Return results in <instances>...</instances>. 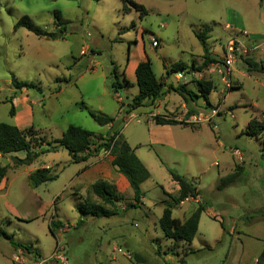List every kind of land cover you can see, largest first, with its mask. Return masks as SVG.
<instances>
[{"label": "rangeland", "instance_id": "1", "mask_svg": "<svg viewBox=\"0 0 264 264\" xmlns=\"http://www.w3.org/2000/svg\"><path fill=\"white\" fill-rule=\"evenodd\" d=\"M134 1L146 8V15L122 12L120 0H0V122L33 126V147L52 143L69 125L96 134L117 131L150 172L140 184L143 197L137 207L94 217L80 214L76 206L85 197L98 201L90 190L98 179L113 180L119 207L132 201L133 191L111 165L108 148L99 150L96 173L82 172L92 159L73 163L61 147L29 165L14 164L13 156L23 153L0 155V229L12 240L0 234V264H34L52 251L67 261L49 259L45 264L256 263L264 246V131L257 137L242 131L252 118L264 123V73L248 72L244 58L264 63V0ZM55 10L67 21L61 38L13 28L27 15L37 27L56 32ZM206 27L211 62L204 67L203 47L194 32ZM230 40L235 51L227 87L216 64L227 55ZM142 55L151 61L164 94L133 109L138 88L129 65ZM177 62L190 65L189 70L168 73ZM12 75L34 87L15 91ZM114 80L120 83L116 92ZM196 80L212 83L209 104L195 97ZM181 85L195 103L172 90ZM184 100L188 113L180 116ZM212 109L217 113L209 122L186 120L189 113ZM89 111L114 122L100 126ZM154 115L177 116L187 124H156ZM98 152L90 146V155ZM238 166L236 181L218 188L219 179ZM42 167L55 178L32 187L28 176ZM169 170L194 183L197 201L205 206L190 243L165 237L159 226L169 199L165 192L178 191ZM197 201L178 204L172 216L183 221ZM51 220L66 227L51 233ZM78 220L82 224L76 227Z\"/></svg>", "mask_w": 264, "mask_h": 264}, {"label": "trees", "instance_id": "2", "mask_svg": "<svg viewBox=\"0 0 264 264\" xmlns=\"http://www.w3.org/2000/svg\"><path fill=\"white\" fill-rule=\"evenodd\" d=\"M121 10L124 13L130 12L131 10L137 11L139 16L142 17L147 14L146 8L135 2L134 0H120ZM53 17L55 19L54 24L58 28V31H47L37 27L31 21L27 15H23L14 24L13 28L18 29L24 27L27 30L33 32L38 36H44L51 39L61 38L67 21L62 19L61 13L58 10L53 11ZM208 28H204L200 32H194L196 38L200 41L203 47V63L202 66H206L208 62H211L208 56L207 38ZM245 63L248 65L247 71H256L264 73V63L262 61H256L251 57L244 58ZM187 64L183 62L173 63L168 73H175L179 71L189 70ZM202 67H197L199 70ZM113 74L116 75V67L113 68ZM135 83L138 88L137 94H135L131 101V107L133 109L143 106L146 102H151L164 94L163 83L155 75L151 61L146 57L144 60L139 61L134 69ZM11 85L15 91L22 89H29L34 87L33 83L19 81L14 75L11 76ZM116 77V76H115ZM68 81L69 79H61ZM196 89L199 94H195L196 98L202 97L204 101L209 104L208 95L212 90V83L210 81L196 80ZM120 87V83L116 80L111 82V88L114 92ZM172 90L178 91L179 95L184 99L186 94L191 100L194 101L192 93L184 89L183 85L174 87ZM184 92V94H183ZM192 114V113H189ZM89 115L99 124L105 126L114 122L113 118L102 114L94 113L89 111ZM9 116H14V108L11 105L9 109ZM152 120L156 124L160 125H176V124H187L183 120H177L166 115H154ZM33 126L27 128H19L15 124L0 122V155L23 153V157L13 156L14 164L29 165L41 154L49 151H56L57 148H64L71 158L73 163L85 161L90 155V146L94 148V152H98L102 148H108L110 155L112 156L111 165L116 171L124 176L129 186L133 191L132 201L126 204V207H137L141 203L143 192L140 189V184L150 176V172L142 161L135 154L134 149L126 142V140L114 131L108 134L93 133L89 130L81 128L79 126L69 125L63 132L61 137L54 139L52 143L32 146L30 135L34 132L30 129ZM264 131V123L257 118H252L248 122L246 128L242 133L248 136H259ZM241 168L238 166L234 171L222 176L219 179L217 185L218 188H225L228 185L234 183L240 175ZM171 179L178 185L177 194L171 195L167 193L169 199L164 201V207L162 214L159 218V226L164 236L173 239L175 241H184L190 243L197 231L198 222L202 211L205 206L199 202L195 208L190 212L187 218L183 221L172 216V209L180 204L182 201L188 198H196L199 191L197 190L194 183L189 181L186 177L176 173L173 170H169ZM4 176V167H0V179ZM55 175H50L47 168H39L28 176L30 185L37 187L43 182L53 180ZM91 192L98 198V201L85 198L84 201L80 202L76 208L82 215H90L94 217H110L116 215L119 211L117 209V202L121 197L117 194L116 188L113 184L103 179H98L93 182L90 186ZM82 224V220H78L75 226ZM64 224L57 220H51L49 223V230L51 233L54 232V228L62 227ZM221 227L223 224L221 223ZM0 234L6 239L12 242L11 237L0 229ZM19 247V246H18ZM137 260H141L136 254L134 255ZM264 264V246L256 260L255 264Z\"/></svg>", "mask_w": 264, "mask_h": 264}, {"label": "built area", "instance_id": "3", "mask_svg": "<svg viewBox=\"0 0 264 264\" xmlns=\"http://www.w3.org/2000/svg\"><path fill=\"white\" fill-rule=\"evenodd\" d=\"M153 44L156 45L157 41L153 40ZM235 51L234 43L232 40L229 41L227 45V55L224 57L222 62L216 64V71L218 75H220L221 79L224 81L227 87H230L229 85V80H230V75L232 71V63H233V58H232V53ZM206 111V110H205ZM217 112L215 109L210 110L209 112H202L200 111L199 113H194L191 115L190 122L192 123H205L209 122L210 118L215 115ZM234 153L238 155V151L235 150ZM49 259H56L59 260L61 263L66 262V258L55 251H52L51 254L49 255L48 259H40L39 261L35 262L34 264H45Z\"/></svg>", "mask_w": 264, "mask_h": 264}, {"label": "crops", "instance_id": "4", "mask_svg": "<svg viewBox=\"0 0 264 264\" xmlns=\"http://www.w3.org/2000/svg\"><path fill=\"white\" fill-rule=\"evenodd\" d=\"M260 17H261V19L264 21V12H260ZM246 37H247V39L250 37V39H252L251 38V36L247 33L246 35H245ZM155 39H157V38H155ZM253 40V39H252ZM210 52V51H209ZM146 58V56H144V55H142L141 56V58H138V60H135V61H132V62H130V70L134 73V69H135V66H136V64L139 62V61H141V60H144ZM181 99H182V97H181ZM187 100H184V101H181V114H180V116H182V115H185V114H187L188 113V106H189V102L187 101ZM196 102V100H191V103L193 104V103H195ZM203 103V102H202ZM141 107V106H140ZM196 107H197V105H196ZM191 115L192 114H189L188 115V117H187V119L186 120H189L190 121V119H191ZM166 116H168V115H166ZM172 118H174V119H177V120H182L180 117H174V116H172V115H170ZM170 116H168V117H170ZM185 120V121H186ZM15 125H17V124H15ZM176 125H181V124H176ZM18 126V125H17ZM19 127V126H18ZM20 128V127H19ZM101 156H102V153L99 151L98 152V154L97 155H95V156H93V155H91V156H89L86 160H89V159H92V161L90 162V165H89V167H88V165H87V167L85 166L83 169H82V172H87V171H89V170H92L93 172H95L96 173V170H98V169H100V166H99V162H98V160H99V158H101ZM85 160V161H86ZM96 163H98V164H96ZM96 164V165H95ZM104 180V179H103ZM107 181V180H106ZM127 181V180H126ZM107 182H109L110 183V181H107ZM128 183V182H127ZM111 184H113L114 185V183H113V180L111 181ZM117 190V189H116ZM85 198H89V197H85ZM90 199V198H89ZM191 199H193L194 201H197V197L196 198H188V199H185L184 201H182L179 205H182V204H184L185 202H187V201H189V200H191ZM95 201V200H94ZM197 202H199V201H197ZM178 205V206H179ZM195 207H193L192 208V210L194 209ZM117 209H118V213H120L121 211H125V210H127L128 208L126 207V206H124V207H119V205H117ZM191 210V211H192ZM117 213V214H118ZM116 214V215H117ZM190 214V213H189ZM188 217V216H187ZM186 217V218H187ZM199 223V222H198ZM65 227H66V225H64ZM64 227V228H65ZM58 229L59 230H61V228L60 227H58ZM57 249V248H56ZM114 251L115 250H117L118 252H120V248H114L113 249ZM57 253H60V254H62L61 252H57ZM63 255V254H62ZM64 256V255H63ZM65 257V256H64ZM127 257L128 258H130V255H129V253H127ZM114 258V256L112 257V259ZM66 261H67V259H66Z\"/></svg>", "mask_w": 264, "mask_h": 264}]
</instances>
